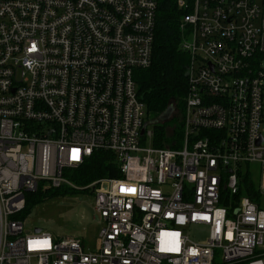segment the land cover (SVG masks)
I'll use <instances>...</instances> for the list:
<instances>
[{
    "label": "built area",
    "instance_id": "1",
    "mask_svg": "<svg viewBox=\"0 0 264 264\" xmlns=\"http://www.w3.org/2000/svg\"><path fill=\"white\" fill-rule=\"evenodd\" d=\"M176 2L183 137L156 146L134 72L158 0H0V264H264V0ZM98 151L119 176L76 184ZM61 187L94 193L97 250L27 227L26 194Z\"/></svg>",
    "mask_w": 264,
    "mask_h": 264
},
{
    "label": "trees",
    "instance_id": "2",
    "mask_svg": "<svg viewBox=\"0 0 264 264\" xmlns=\"http://www.w3.org/2000/svg\"><path fill=\"white\" fill-rule=\"evenodd\" d=\"M184 13V10L177 7L176 0H158L152 64L134 72L140 98L145 102L148 117L153 121L156 146H165L172 139L180 141L183 137V121L179 120V116L165 122L160 118L169 107L178 110L180 119L185 110L190 56L180 47L182 32L179 25ZM168 126L173 129L172 135L167 133ZM111 157L110 152H95L84 164L72 170L70 176L76 184L82 186L102 177H118V172L110 162ZM252 175L246 173V178L253 181L251 189L254 190L258 183L252 179ZM65 190L67 191L61 187L28 192L23 214H28L34 206L64 193ZM241 194L256 199L250 191H242Z\"/></svg>",
    "mask_w": 264,
    "mask_h": 264
},
{
    "label": "rangeland",
    "instance_id": "3",
    "mask_svg": "<svg viewBox=\"0 0 264 264\" xmlns=\"http://www.w3.org/2000/svg\"><path fill=\"white\" fill-rule=\"evenodd\" d=\"M178 116L182 121L183 117L180 119V114L175 109L170 120ZM172 132L173 129L168 126L167 133L172 135ZM253 166L260 168L257 164ZM93 206L94 193L91 189H69L67 193L56 195L34 206L25 216L27 227H42L61 237H79L87 251H95L100 245V220ZM202 232L197 230L191 236L194 239H204L206 233ZM215 264H225L219 253Z\"/></svg>",
    "mask_w": 264,
    "mask_h": 264
},
{
    "label": "water",
    "instance_id": "4",
    "mask_svg": "<svg viewBox=\"0 0 264 264\" xmlns=\"http://www.w3.org/2000/svg\"><path fill=\"white\" fill-rule=\"evenodd\" d=\"M172 112H173V108H172V107H169V108H168V109H167V110L161 115L160 120H161L162 122L167 121V120L170 118ZM145 127H146V125H145ZM145 127H143L142 133L144 132ZM40 230H41L40 227L36 228V231H40Z\"/></svg>",
    "mask_w": 264,
    "mask_h": 264
}]
</instances>
